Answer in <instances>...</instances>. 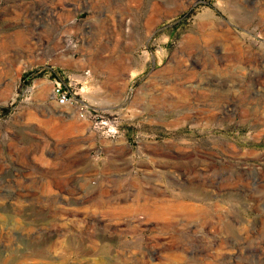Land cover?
Segmentation results:
<instances>
[{
  "label": "rangeland",
  "instance_id": "374dc122",
  "mask_svg": "<svg viewBox=\"0 0 264 264\" xmlns=\"http://www.w3.org/2000/svg\"><path fill=\"white\" fill-rule=\"evenodd\" d=\"M0 264H264V0H0Z\"/></svg>",
  "mask_w": 264,
  "mask_h": 264
},
{
  "label": "built area",
  "instance_id": "2783aa9c",
  "mask_svg": "<svg viewBox=\"0 0 264 264\" xmlns=\"http://www.w3.org/2000/svg\"><path fill=\"white\" fill-rule=\"evenodd\" d=\"M56 105L61 109H76L79 110L78 100L75 95L61 83H56L52 91Z\"/></svg>",
  "mask_w": 264,
  "mask_h": 264
}]
</instances>
